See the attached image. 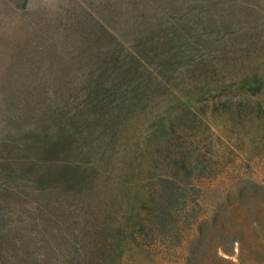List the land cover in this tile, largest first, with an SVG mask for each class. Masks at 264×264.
Returning a JSON list of instances; mask_svg holds the SVG:
<instances>
[{"label":"rangeland","instance_id":"1","mask_svg":"<svg viewBox=\"0 0 264 264\" xmlns=\"http://www.w3.org/2000/svg\"><path fill=\"white\" fill-rule=\"evenodd\" d=\"M0 240L264 264V0H0Z\"/></svg>","mask_w":264,"mask_h":264},{"label":"trees","instance_id":"2","mask_svg":"<svg viewBox=\"0 0 264 264\" xmlns=\"http://www.w3.org/2000/svg\"><path fill=\"white\" fill-rule=\"evenodd\" d=\"M3 243H4V241H3ZM0 244H1V240H0ZM1 246V245H0ZM1 250V249H0ZM6 260H5V258H4V256H2L1 258H0V264H2L3 262H5Z\"/></svg>","mask_w":264,"mask_h":264}]
</instances>
